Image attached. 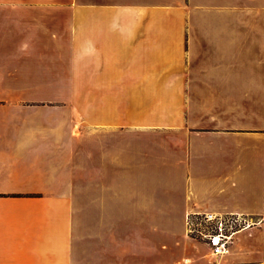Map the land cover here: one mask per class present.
<instances>
[{
    "label": "crops",
    "instance_id": "crops-1",
    "mask_svg": "<svg viewBox=\"0 0 264 264\" xmlns=\"http://www.w3.org/2000/svg\"><path fill=\"white\" fill-rule=\"evenodd\" d=\"M203 210L264 264V0H0V264L209 263Z\"/></svg>",
    "mask_w": 264,
    "mask_h": 264
},
{
    "label": "built area",
    "instance_id": "built-area-1",
    "mask_svg": "<svg viewBox=\"0 0 264 264\" xmlns=\"http://www.w3.org/2000/svg\"><path fill=\"white\" fill-rule=\"evenodd\" d=\"M257 224L258 221L244 213L191 211L186 218V232L190 239L205 245L217 257L231 253L238 235Z\"/></svg>",
    "mask_w": 264,
    "mask_h": 264
},
{
    "label": "rangeland",
    "instance_id": "rangeland-1",
    "mask_svg": "<svg viewBox=\"0 0 264 264\" xmlns=\"http://www.w3.org/2000/svg\"><path fill=\"white\" fill-rule=\"evenodd\" d=\"M84 105H85L84 113L86 116L89 117V98L85 99L84 97ZM198 252L201 253V255H205V257L207 258V261L209 260V263H202L200 261H192V262L188 261V262H185V264H227L226 262H223V260H221L222 258L215 257L212 254H210V251L208 253L207 248L203 245H200Z\"/></svg>",
    "mask_w": 264,
    "mask_h": 264
}]
</instances>
